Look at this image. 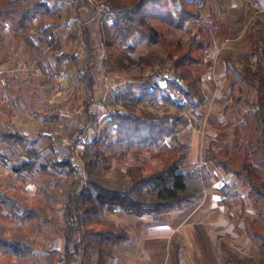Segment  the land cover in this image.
<instances>
[{
  "label": "trees",
  "instance_id": "1",
  "mask_svg": "<svg viewBox=\"0 0 264 264\" xmlns=\"http://www.w3.org/2000/svg\"><path fill=\"white\" fill-rule=\"evenodd\" d=\"M89 1L71 0L78 16L74 21L86 40L82 68L76 55L61 53L54 41L59 17L47 0H0V25L6 24L37 63L48 74L46 52L51 44L58 66L65 62L78 69L77 82L85 93V126L72 139L66 154L56 145L67 138L66 117L50 115L43 119L34 102L24 98L22 87H15L0 73V164L12 165L16 180L8 187L0 182V264H110L113 248L126 243V229L105 218L115 207L136 217L185 212L200 204L214 185L215 175L208 164L232 175L248 192L255 210L254 219L245 218V233L258 249V262L239 256L223 239L218 249L224 264H264V54L252 34L245 64L238 67L231 56L223 59L226 77L232 81L231 98L254 92L255 102L242 118L215 123L216 134L201 158V164L184 170L188 146L179 142L190 123L189 114L209 105L203 75L205 57L213 38L231 39L229 23L212 13L207 22L202 12L210 0H100L109 5L108 21L95 31V10ZM90 10V11H89ZM53 20L38 27V20ZM199 24L195 34L190 27ZM77 25V26H79ZM184 32L186 38L169 41L165 34ZM98 36L96 39L94 36ZM52 41H48V38ZM139 37L148 46H162L170 62L166 86L152 83L156 73L149 71L158 62L154 54L134 57L131 40ZM51 42V43H50ZM104 53V57L102 56ZM107 71L116 65L126 89L113 90L108 116L102 129L93 130L82 141L88 127L97 121L90 110L95 100L100 61ZM141 84V91L134 89ZM161 108L162 114L151 108ZM24 112L35 120L56 124L62 135L51 144L52 156L41 163L43 150L37 138L16 131L11 119ZM86 137V135H85ZM79 145L82 147L78 152ZM39 168L37 196L28 192L29 174ZM222 204L234 209L244 203L235 184H223ZM244 214V212H243ZM62 250H48L44 261L39 253L58 238ZM181 241L171 242L169 264H182Z\"/></svg>",
  "mask_w": 264,
  "mask_h": 264
},
{
  "label": "rangeland",
  "instance_id": "2",
  "mask_svg": "<svg viewBox=\"0 0 264 264\" xmlns=\"http://www.w3.org/2000/svg\"><path fill=\"white\" fill-rule=\"evenodd\" d=\"M47 1L59 17V27L55 32L54 41L60 43L61 53L76 55L82 68L86 55V40L80 32V25L74 21L78 16L71 6V0ZM89 2L95 10L97 20L95 31H99L101 26L99 19L103 23L108 21L111 9L108 4L100 0ZM212 13L218 14L222 20L230 24L233 35L231 39L225 40L213 38L212 46L206 54L205 74L202 79L210 102L196 113L189 114L191 123L188 129L178 136L177 140L187 145L189 151V159L184 170L201 164V154L210 146L216 134L215 123H227L242 118V114L255 102V94L252 91L238 95L239 100L234 101L231 98L229 89L232 81L225 77L223 59L231 56L237 66L242 67L250 51L249 37L252 34L261 43L264 54V0H210L202 12L201 22H207ZM52 21L38 20L36 30L32 34L33 38L39 37L38 27L48 25ZM199 24L190 27L192 34L196 33ZM186 35L177 31L165 34L169 41L186 38ZM97 37L94 36L95 39ZM48 41H52L50 37ZM51 44L42 45L48 66V74L44 75L37 68L36 60L28 54L26 46L14 38L10 27L6 24L0 25V73L15 87L23 88L25 100L36 104L42 119L56 114L66 117L67 138L59 146L56 145L57 152L62 155L67 153L70 142L85 126L87 119L84 113L85 93L77 82L79 68L70 62L58 66L53 58L54 49ZM131 45L136 47V52L132 54L136 58L155 55L158 63L149 69L156 73L151 82L165 87L164 79L170 78L172 73L168 71L170 62H167L162 46H148L139 37L131 40ZM102 56L104 57V53ZM104 63V59H101V73L98 74L95 92L96 102L90 107V110L97 115V121L91 128L86 129V137L80 136L82 141L90 139L93 130L105 126L104 122L108 116L105 107L110 105V91L126 89L129 83L122 78V72L116 65L111 67L110 72L107 71ZM140 86L141 84H135L134 89L140 92ZM151 109L162 114L158 106ZM10 122L16 131L24 132L31 137L38 139L40 134L47 135L40 138L37 143V147L43 150L44 157L41 163H47L52 156V142L58 135L63 134L57 130L56 124L35 120L24 112L19 113ZM81 150L82 147L79 145L78 152ZM208 168L214 173L215 180L213 187L206 193L207 200L202 205L200 203L185 212L147 217H136L117 207L105 213V218L126 229L131 238L130 241L113 248L114 257L118 262L119 257L121 262L127 261L130 264H168L169 242L173 239L184 243L182 253L184 264H224L217 246L218 238L228 242L242 258L258 262V249L250 243L245 233V218L254 219L256 216L247 190L241 187L234 176L225 174L211 164H208ZM15 180L16 174L12 170V165L0 164V182L8 187ZM225 183L237 185L244 196V203L232 210L221 203L219 187ZM39 184V168H36L29 174L27 193L31 197L37 196ZM62 248L63 241L59 237L55 242L46 245L45 251L39 253L40 258L47 261L50 257L48 250H62ZM144 257L145 259L140 261L139 258Z\"/></svg>",
  "mask_w": 264,
  "mask_h": 264
},
{
  "label": "crops",
  "instance_id": "3",
  "mask_svg": "<svg viewBox=\"0 0 264 264\" xmlns=\"http://www.w3.org/2000/svg\"><path fill=\"white\" fill-rule=\"evenodd\" d=\"M224 71H225V66H224ZM100 76V75H99ZM225 77H226V71H225ZM99 78V77H98ZM128 82V81H127ZM98 85V84H97ZM97 90V89H96ZM114 90H117V89H114ZM119 90V89H118ZM122 90V89H121ZM113 90H111L110 91V94H111V92H112ZM229 91H231V89H229ZM231 95V94H230ZM110 97V96H109ZM201 158H202V154H201ZM221 187V186H220ZM220 187H219V189H220ZM207 193V192H206ZM207 200V197H206V194H205V197H204V199L202 200V202H201V205L204 203V201H206ZM216 202V199H215V201H214V203ZM222 203V202H221ZM181 219H178V221H180ZM226 237V236H225ZM227 238V237H226ZM130 239L131 238H129V240L128 241H130ZM220 239L218 238V240H217V244H218V241H219ZM224 240V239H223ZM249 240V239H248ZM127 241V242H128ZM173 241V239H171L170 240V242H169V251H168V264H169V259H170V253H171V242ZM181 241V240H180ZM182 242V241H181ZM251 243V242H250ZM182 244H183V247H184V243L182 242ZM229 244V243H228ZM230 245V244H229ZM231 246V245H230ZM115 249V248H114ZM114 249H113V258L111 259V261H110V264H130L129 262H127V261H125V262H121L120 261V258L118 257V259H119V262L117 261V259H116V257H114ZM182 253H183V249H182V252H181V263L182 264H184L183 262H184V259L182 260ZM142 255V254H141ZM147 258H149V256H147ZM140 259V261H142L143 259H145V257L144 258H139Z\"/></svg>",
  "mask_w": 264,
  "mask_h": 264
},
{
  "label": "built area",
  "instance_id": "4",
  "mask_svg": "<svg viewBox=\"0 0 264 264\" xmlns=\"http://www.w3.org/2000/svg\"><path fill=\"white\" fill-rule=\"evenodd\" d=\"M102 8H104V6H102Z\"/></svg>",
  "mask_w": 264,
  "mask_h": 264
}]
</instances>
